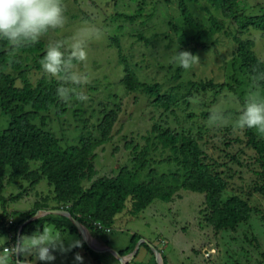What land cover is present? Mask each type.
Listing matches in <instances>:
<instances>
[{
  "label": "rangeland",
  "instance_id": "rangeland-1",
  "mask_svg": "<svg viewBox=\"0 0 264 264\" xmlns=\"http://www.w3.org/2000/svg\"><path fill=\"white\" fill-rule=\"evenodd\" d=\"M238 1L245 16H264V0ZM185 2L193 21L191 24L184 20L179 0H61L65 23L40 36L37 41L41 42L42 51L46 53L49 46L60 43L61 50L69 55V45L84 27L95 29L99 35L86 40L84 61H72L73 70L88 76L87 82L71 86L70 99L60 98L63 111L59 105H54L38 112L32 122L55 136L63 147L77 146L83 137L91 138L95 174L90 182H83L84 188L99 177L134 173L138 157H141L139 152L147 145L150 146L146 166L138 170L141 180H148L151 170L156 171L152 173L155 176L161 171L172 172L175 165L167 161L170 151L162 147L158 135L166 129L175 133L200 132L201 143L211 160L220 165L218 170L229 175L222 198L238 194L247 199L252 207L248 221L233 229L217 231L208 218L211 209L205 193L182 189L171 201L154 199L145 210L134 215L129 214L132 206L129 197L109 231L98 238L88 230L86 236L96 246L106 243L117 250L127 246L132 233H137L162 256L160 263L153 251L144 250L149 262L141 264H151L150 261L163 264V256L169 264H264V152L261 163L256 151L246 146L245 129L234 127L249 98L264 100V86H255L247 76L235 53L234 38L250 42L254 55L264 62V33L250 26L239 28L234 19L224 16L218 3L210 0ZM177 50L189 51L198 60L185 70L172 60ZM10 55L21 59L31 84L44 78L50 83L58 81L60 86H70L46 74L34 53L24 55L13 48ZM123 59L139 81L160 84L161 93L177 91L179 95L172 93L177 102L166 106L144 90L130 93L124 83ZM6 71L15 75L10 65ZM205 80H212L213 86L202 90L191 84ZM16 85L21 86L20 80ZM81 93L88 97L86 101L78 99ZM32 110L22 103L13 105L17 113ZM214 110L224 114L223 122L210 121ZM104 115H108L106 130H110L107 140H103L98 129ZM8 122L9 116L0 108V129L7 128ZM251 130L264 142V133ZM37 164L31 163V168L37 169ZM10 173L5 172L1 191V196L8 199L4 207L5 223L26 218L36 203L48 207L36 211L37 217L51 215L44 213L48 210L62 209L64 204L54 200V187L46 178L32 185L23 178L11 182ZM32 224L31 234L50 228L61 236L79 240L75 233L60 231L53 223ZM25 232L24 236L31 235ZM9 237L7 234L0 236V254H9V264H18L11 253L4 251ZM67 245L66 240L65 247ZM92 250L101 260L99 264L121 262L107 249ZM93 253L86 252L84 246L57 251L52 264H98ZM77 255L82 259L77 260ZM123 257H129V253ZM20 259L22 263L38 264L32 254L24 253Z\"/></svg>",
  "mask_w": 264,
  "mask_h": 264
},
{
  "label": "trees",
  "instance_id": "trees-1",
  "mask_svg": "<svg viewBox=\"0 0 264 264\" xmlns=\"http://www.w3.org/2000/svg\"><path fill=\"white\" fill-rule=\"evenodd\" d=\"M210 1L218 3L224 16L234 19L239 28L246 29L250 26L264 33V16H245L239 9L238 0ZM179 8L184 20L187 23H193L185 0H179ZM234 40L237 44L235 53L247 76L255 86L263 87L264 62L254 55L250 42H243L237 38ZM12 49L13 47L7 41L0 40V108L9 116L7 128L0 129V204L3 208V212L0 213L2 227L0 236L6 234L10 236L6 247L13 248L18 237L24 236L25 231L30 233L32 223H53L60 231L75 233L81 242L80 247L84 246L86 252L93 253V250L84 242L77 227L67 217L51 214L31 219L39 210L47 209L46 204L36 203L33 209L28 211L26 218L20 221L10 220L8 222L7 220L5 223L3 219L7 213L4 207L8 199L1 196V191L7 170L11 171V182L23 178L35 185L42 177L46 178L54 187V200L63 203L61 208L69 212L73 218L98 238L104 235L106 229H110L116 215L123 211L129 197L132 200L129 214L134 215L145 210L154 199L164 202L171 201L175 194L182 189L205 193L207 204L211 209V215L208 218L217 231L233 229L237 224L248 221L252 207L247 199L238 194L230 195L226 199L222 198L221 193L227 186L229 175L225 174L224 170H218L220 165L211 160L204 144L201 143L203 136L200 132H196V134L175 133L166 129L158 135L162 147L170 151L167 161L175 165V170L172 172L161 171L155 176L152 173L156 171L151 170L148 180H141L138 170L146 166L150 146L147 145L139 152L141 157H138V167L134 173L121 172L116 177H99L93 180L89 187L84 188L83 182H90L95 174L91 138L83 137L80 139L79 145L63 147L55 136L33 124L32 120L40 111H46L54 105H59L61 110H64L62 101L57 94L60 85L58 81L50 83L44 78H41L36 84H31L25 76L26 69L25 66H21V59L10 55ZM16 49L24 55L27 52L34 53V57L39 58L38 63L45 55L40 41ZM123 63L126 72L124 83L130 93L144 90L145 94L166 106L169 103L177 102L176 95H173L178 94L177 91L172 92L173 94L161 93L160 84L148 85L139 81L124 59ZM8 65L15 75L6 71ZM17 80H20L21 86L16 85ZM191 84L198 85V88L202 90L213 86L212 80L192 82ZM15 103L30 106L33 110L17 113L13 111ZM62 111H59L58 114H61ZM107 119L108 115H104L98 128L102 133L103 140H107L110 134V130H106ZM244 135L246 146L256 151L262 163L264 142L259 140L251 129H245ZM31 163H38V168L32 169ZM37 205L39 206L36 207ZM23 214L25 213H19L21 216ZM27 219L31 220L25 224L24 221ZM141 238L137 233H132L129 244L121 250H116V253L120 256L130 253ZM139 247L152 253L149 246L143 242ZM13 257L17 262L21 261V255L19 258L15 255ZM96 258L98 264L102 263L98 257ZM133 262L134 259L126 264ZM163 264H169L164 256Z\"/></svg>",
  "mask_w": 264,
  "mask_h": 264
},
{
  "label": "clouds",
  "instance_id": "clouds-1",
  "mask_svg": "<svg viewBox=\"0 0 264 264\" xmlns=\"http://www.w3.org/2000/svg\"><path fill=\"white\" fill-rule=\"evenodd\" d=\"M65 16L61 0H0V40H5L13 48H19L30 43H35L40 36L49 29H57L64 25ZM99 35L95 29L84 27L73 38L69 45V55L61 50L63 45L57 43L49 46L41 60L42 70L61 81L68 87L60 86L57 89L58 96L63 100L70 99L75 85L87 82L88 76L73 70L72 61H84V46L88 38ZM172 60L181 68L188 70L198 60V57L189 51L177 50ZM80 101H86L87 96L78 95ZM225 120L221 111H213L210 121L220 123ZM237 130L255 129L264 133V100L255 97L249 98L234 122ZM63 210V209H62ZM68 241L65 247V241ZM81 246L79 240L69 236H61L53 229L45 228L31 235L17 239L11 250V254L17 258L24 253L35 256L38 264H52L57 251H70ZM77 260L82 258L77 255ZM0 264H9V254H0Z\"/></svg>",
  "mask_w": 264,
  "mask_h": 264
},
{
  "label": "water",
  "instance_id": "water-1",
  "mask_svg": "<svg viewBox=\"0 0 264 264\" xmlns=\"http://www.w3.org/2000/svg\"><path fill=\"white\" fill-rule=\"evenodd\" d=\"M46 212H50V213L55 214V215H62V216L67 217L77 227V230L81 234L84 242L90 248H92V249H107L113 255H115L122 263H125L126 261L131 260L136 255L137 250H138V247H139V244L141 242L147 244L149 246V248L153 251L154 255L158 258V260L160 261V263L162 262V256H161L160 252L155 247H153L151 244L147 243V241L144 240V239H142V240H140L139 242L136 243L134 249L129 253V257H123V256L118 255L115 250H113L112 248H110L107 245L96 246L95 244H93L92 241H91V239H89L86 236V233L88 232V229L82 223H80L78 220H76L75 218H73L69 212H67L65 210H62V209L61 210L60 209L59 210H48V211H45L44 213H46ZM41 214H43V213H41ZM37 215L38 214L36 213L35 214V217H32L31 219H35L37 217ZM17 263L18 264H27V263H22L21 261H18Z\"/></svg>",
  "mask_w": 264,
  "mask_h": 264
},
{
  "label": "crops",
  "instance_id": "crops-1",
  "mask_svg": "<svg viewBox=\"0 0 264 264\" xmlns=\"http://www.w3.org/2000/svg\"><path fill=\"white\" fill-rule=\"evenodd\" d=\"M131 238V237H130ZM130 238H129V241H130ZM95 241V240H94ZM105 241V240H104ZM105 243V242H104ZM106 244V243H105ZM104 244V245H105ZM128 244H129V242H128ZM126 246H124V247H121L120 249H118V248H116L117 250H121V249H123V248H125ZM145 249L144 248H140V247H138V250H137V252L138 253H136V255H137V257L135 258V257H133L134 258V262L133 263H131V264H141L142 262H149V259H148V255L145 253V251H144ZM158 250V249H157ZM116 251V250H115ZM159 251V250H158ZM161 254V253H160ZM132 258V259H133ZM127 262H130V260L129 261H126L125 263H122V262H120L119 264H126ZM150 263L152 264V262L150 261ZM169 263V262H168Z\"/></svg>",
  "mask_w": 264,
  "mask_h": 264
},
{
  "label": "built area",
  "instance_id": "built-area-1",
  "mask_svg": "<svg viewBox=\"0 0 264 264\" xmlns=\"http://www.w3.org/2000/svg\"><path fill=\"white\" fill-rule=\"evenodd\" d=\"M9 222H10V221H9ZM106 231H109V229H106ZM11 250H12V248H11V249H9L8 247H5V248H4V251H5V252H9V253H10Z\"/></svg>",
  "mask_w": 264,
  "mask_h": 264
},
{
  "label": "bare ground",
  "instance_id": "bare-ground-1",
  "mask_svg": "<svg viewBox=\"0 0 264 264\" xmlns=\"http://www.w3.org/2000/svg\"><path fill=\"white\" fill-rule=\"evenodd\" d=\"M88 238H90V237H88Z\"/></svg>",
  "mask_w": 264,
  "mask_h": 264
}]
</instances>
